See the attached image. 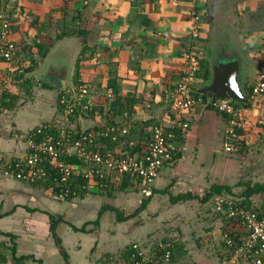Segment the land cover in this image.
<instances>
[{
	"label": "crops",
	"instance_id": "obj_1",
	"mask_svg": "<svg viewBox=\"0 0 264 264\" xmlns=\"http://www.w3.org/2000/svg\"><path fill=\"white\" fill-rule=\"evenodd\" d=\"M0 2L17 18L15 25L19 28L15 38L19 40L22 65L31 64L35 65V71H47V65L51 64L49 69L55 67L59 72L68 65L75 89L79 83L75 81L79 67L78 77L89 88L98 113H102V108L109 111L113 101L121 100L132 108L134 122L140 125L153 118L169 119L165 91L183 74L185 50L192 49L199 56L201 70L195 83L197 90L212 80V67L218 58L231 59L240 67L248 98L250 87L264 66V0ZM195 11L201 19L199 37L193 36ZM34 39L37 52L33 51ZM46 48H49L46 56L40 57ZM5 69L6 63L0 58V81ZM6 92L7 104L0 109V264H39V261L41 264H123L130 260L125 256L133 251L135 244L145 252H155L160 244H166L170 238L152 235L153 227L160 226L158 219L145 220L140 212L120 222L111 210L100 216L104 205L120 206L126 212L137 202L136 196L144 195L141 185L123 184L124 177H113L112 196L93 194L66 201L50 190L3 175L4 163L25 153L26 144L21 134L41 123L61 118L60 91L54 86L45 87L44 82L25 75L24 80L11 84ZM186 116L191 127L181 143V155L174 163L164 166L150 186L153 196L148 206L154 209L160 202L167 201L166 213L174 212L181 219L174 222L183 225V231L177 227L179 236L175 235V240L169 243H178L177 252L180 255L183 252L185 258H180L181 261L215 264L211 251L201 245L202 238L213 247L218 241L217 231L224 227L227 231L240 229L235 223L227 225V219L214 211V197L205 203H199L198 198L171 203L169 194L192 192L200 198L213 185L224 184L232 186L233 196L243 199L241 194L246 187L239 185L240 181L264 185V108L243 111L241 135L245 143L235 156L223 150L226 116L200 106ZM85 119L93 126L105 120L101 115L95 122ZM247 148L252 149V152L247 151L254 158L251 162L242 157ZM133 187L138 190L133 191ZM167 188L169 194L165 195L162 191ZM108 198L113 199V203ZM249 201L252 207H264V192L252 195ZM192 211L196 212L195 217ZM52 216L58 223L56 237L51 231ZM165 222L169 225L171 221L165 219ZM196 223L204 226L198 233ZM71 224L85 227L87 231H76ZM60 247L67 252L69 261L65 260ZM225 251L228 253L226 248ZM229 258L230 255L225 261Z\"/></svg>",
	"mask_w": 264,
	"mask_h": 264
},
{
	"label": "built area",
	"instance_id": "obj_2",
	"mask_svg": "<svg viewBox=\"0 0 264 264\" xmlns=\"http://www.w3.org/2000/svg\"><path fill=\"white\" fill-rule=\"evenodd\" d=\"M193 16V36L199 37L198 12L195 11ZM14 27L15 19L11 11L0 9V54L5 59L7 71V76L4 75L0 81V99L9 89L11 78L8 75L14 74L15 71L25 72L24 69L18 70L21 63L19 46L12 38ZM183 59L185 68L180 80L165 91L167 108L176 114L175 122L186 136L191 127V121L186 114L195 107L213 109L226 115L224 151L229 155L240 153L244 146L243 137L239 132L243 127V111L249 108H264V66L248 93L249 106H238L230 98L199 93L195 85L201 69L199 56L192 49H188L183 52ZM77 89L74 97H60L61 118L41 123L20 135L26 144L25 153L5 162L3 175L35 186L50 182L53 185L48 189L62 200L79 199L78 189L75 187L76 172L87 179L86 184L79 186H82L81 190L88 196L100 193L107 186L110 177L116 179L117 176L130 175L133 176L131 183L138 184L140 181L142 192L145 196H150L152 181L160 176L164 166L175 162V155L182 148L175 139L176 133L167 130L164 124L150 126L148 129L152 135L148 145L139 152L129 153L124 147L122 149V143L123 138L128 136L134 126L133 113L125 112L115 118L114 122H105L101 131L94 130V126L89 124L84 129L80 126L82 116L78 114V107L92 110L97 104L82 99L84 95L90 94L86 85L78 84ZM107 140L116 146L110 148ZM69 157L78 158L81 165H77ZM212 207L216 213L232 218L240 229L232 231L235 236L226 234L224 238L229 252H232L225 263L264 264V207H247L239 199L227 194L215 195ZM123 264L196 263L180 261L175 253V245L166 243L160 244L155 252H145L135 244L130 260L124 261Z\"/></svg>",
	"mask_w": 264,
	"mask_h": 264
},
{
	"label": "trees",
	"instance_id": "obj_3",
	"mask_svg": "<svg viewBox=\"0 0 264 264\" xmlns=\"http://www.w3.org/2000/svg\"><path fill=\"white\" fill-rule=\"evenodd\" d=\"M4 3H6V2H4ZM0 6H2L1 2H0ZM0 9H4V10H7V11H11V9L7 5L2 6ZM48 49L46 48L44 52L41 51V53L39 54L40 57L46 56V54L48 52ZM0 58H1L2 61L5 62V59H4V57L1 54H0ZM34 69H35V65L29 64V66H27L26 69L24 70L25 72H23L22 74L18 75V77H17L18 80L17 81L24 80L26 73L27 72H30V71H33ZM79 70H80L79 67H77V77H76V80L75 81H79V79H81L80 77H78ZM199 75H200V73H199ZM28 79L30 80V78H28ZM82 83H83V85H85V83L83 82V80L82 81H79L78 84H82ZM44 86L50 88V85H48V84H45L44 83ZM252 88H253V85L250 87L249 92L251 91ZM59 91H60V97L62 95L71 96V93L70 92H67V91H64V90H60V89H59ZM115 92L117 93V91H115ZM4 95H7V92ZM4 98L5 97L3 96L0 99V106L1 105H5L6 101H4L5 100ZM132 101H134V100H128L127 102H132ZM233 102L236 105H238V106H240V105H242V106H249L248 105V102L247 103H243V102H241L239 100H233ZM125 105H126L125 103H121V100L113 101L112 104H111L110 110L107 111V112H105L104 109L102 108L101 109V112L102 113H98L99 112L98 111V105H95L92 110H84V109H81V107H78V114L81 115V116H83V117H86V118H91V120H96V118L99 115H101V117H103V119H105V120L102 123H101V121H99L93 127L94 130H96V131L97 130H100L101 131L102 128H103V124L105 122H107V121L114 122V119L115 118H117L119 115H123L125 112H128L130 114L133 113L132 108L127 107ZM6 106H4V107H6ZM117 106H120V107H118V109H116ZM167 114L169 115V119L167 121H161L158 118L157 119H154L153 118L152 120H150L148 122H145L144 125H140V124L134 122V126L131 129V131L128 134V136L125 137V138H123V143H122L123 146H122V149L124 147V150H126L127 152L132 153V154H134L135 152L141 151L150 142V138H151L152 133H151V131H149V129L147 130V128L149 127V125L155 126V125H161V124H164L166 126V129L167 130L174 131V133H176V138L175 139L181 145V143H183V141L185 140V137L186 136L184 135V132L182 131V129L175 122V119H176L175 112H173V111L170 110ZM224 116H226V115H224ZM79 128H80V126H79ZM242 131H243V129H241L239 132L242 133ZM107 142L109 143V147L110 148H114L116 146V144H114L110 140H107ZM181 147H182V145H181ZM243 147H242V149H243ZM242 149H241V151H242ZM181 152H182V148H181L180 152L177 155H175V158H176L175 161H177L179 159V157L181 155ZM69 158H71L73 160V162H75L77 165H81V161H79L78 158H75V157H69ZM131 178H133V176L126 175L124 177L123 184L126 185L128 182H131L132 181ZM113 181H114L113 177H110L109 180H108V182H107V186H105V188L103 190H101L100 193H97V194H101L102 195L103 193L104 194L106 193L107 195L112 196V194H114V191H115V187H113V185H114V182ZM76 182H77V184H76L75 187H76V189H78L77 191H78V194H79V199H84L88 195H86V193H85L84 190H81L82 189V186H79V185L86 184L87 183V179H85L84 176L81 173L76 172ZM137 183L139 184L140 181H138ZM50 185H53V184L50 183V182H45L42 185H36V187L43 188L44 190H49L48 187ZM239 185L246 187L245 191L241 194V197L243 199L238 198V197H235V196L232 195V192H233L232 186H228V185H224V184H215V185H213L211 187L210 190H208L207 192H205V195H203V196L200 197V201H202V202H208L215 195H217V194H225L224 192H226L227 195H231V196L239 199L243 204L247 205V207H250V204H249L250 197L252 195L256 194V193L264 192V185L259 184V183H256V184L252 185L250 183V181H248V182L247 181H244V182L243 181H240L239 182ZM33 186H35V185H33ZM162 192H164V193L165 192H168L169 193V188L163 190ZM52 194H54L56 196V193L53 192V191H52ZM152 196L153 195H151V196L147 197L146 199H144L142 201V204L139 206V208H137L136 210H134L131 213H126L125 211H123L120 208H118L116 206H113V205H109V204L104 205V207H102V209L100 210V216L102 215V213L104 211L111 210V211H113V212L116 213V219L118 221H120V222L127 221L130 218L135 217L137 214H139L143 210H145L147 208L150 200L152 199ZM193 198H199V197H197L196 195H194L192 192L183 193V194H179V195H173V194L170 193V199L172 200L173 203L174 202H178L180 200H187V199H193ZM71 199H68L66 201H72ZM222 217L227 219L226 220V224L227 225H229L230 223H233V224L235 223L232 218H229L228 216H226L224 214H222ZM51 219H52L51 231L54 233V236L56 237L57 234L55 232H56V226H57L58 223L55 222V220H54L55 217L54 216H52ZM96 224L97 225L99 224V219L96 221ZM71 226L76 231H82V232H86L87 231L85 227H76V226H74L72 224H71ZM229 234L231 236H235V234L232 233V231H230ZM223 243H224V246H225L226 250L228 251V255H230L232 252L231 251L229 252V249H228L226 243L225 242H223ZM60 248H61V251L63 253V256L65 257V260L69 261L67 252L62 247H60ZM131 254H132V252L130 251L128 253V255L125 256L126 259L130 258V255ZM177 256H180V253H178ZM41 263L42 262L39 261V264H41Z\"/></svg>",
	"mask_w": 264,
	"mask_h": 264
},
{
	"label": "rangeland",
	"instance_id": "obj_4",
	"mask_svg": "<svg viewBox=\"0 0 264 264\" xmlns=\"http://www.w3.org/2000/svg\"><path fill=\"white\" fill-rule=\"evenodd\" d=\"M2 6H0V8H1ZM12 11V10H11ZM12 14V13H11ZM199 15V14H198ZM195 17V16H194ZM14 19H15V21L17 22V18H15L14 17ZM200 23H201V19H200V17H199V32H200ZM17 25V24H16ZM15 25V27H14V32H13V34H12V38H14L15 39V41L17 42V44H18V46H19V49H20V44H19V40L17 39V38H15L16 37V33L18 32V26H16ZM20 30V29H19ZM34 37V36H33ZM39 39H41L40 37H39ZM36 43H37V40L35 41V39H34V42H32V46H33V51H36V49L34 48L35 46H36ZM37 52V51H36ZM32 54H33V56H34V52H32ZM19 58H20V56H19ZM22 61V60H21ZM26 61V60H25ZM29 64V63H28ZM22 69H26V65L25 64H21V67H19V69L18 70H22ZM20 74H22V73H20L19 71L17 72V71H15L14 72V74L12 73V74H10V75H8V77H10L11 79H9V82H10V85L11 84H14L18 79H17V77H18V75H20ZM4 75H6L7 76V71H6V69L4 70ZM4 75L2 76V78L4 77ZM199 78V77H198ZM88 88V87H87ZM16 91V90H15ZM77 91H78V89H77ZM17 92V91H16ZM78 97H79V95H78ZM112 97V94L111 95H109V98H111ZM82 99H85V101H93L94 102V100H93V98H92V96H91V93L87 96H83L82 97ZM248 101V100H247ZM95 103V102H94ZM0 108H2L1 106H0ZM249 109H251V108H249ZM248 109V110H249ZM253 109V108H252ZM35 113H38V111L37 110H33ZM83 117V116H82ZM84 119H85V117H84ZM85 121H86V119H85ZM96 120H94V122H95ZM38 122H40V121H38ZM86 123H87V121H86ZM242 124H243V119H242ZM242 129H244V124H243V127H242ZM244 143H245V141L243 140V145H244ZM244 148V147H243ZM224 150V149H223ZM247 151H249V152H252V149L251 150H248V148H247V150H246V153L245 154H243L242 155V157H244L245 156V158H249V159H247L248 161H252V159H254V158H251V154L248 152V154H247ZM232 156H235V155H232ZM157 179V178H156ZM156 179H154V181H152V183L154 184V182H155V180ZM133 191L134 190H138V189H136V188H134L133 187V189H132ZM206 191V190H205ZM165 195H168L169 193L168 192H165L164 193ZM170 195V194H169ZM204 195H205V193H204ZM148 196H145V195H139L138 197L136 196V200H137V202L135 203V205L133 206V208L131 209V210H128L127 211V209H126V213L127 212H132V211H134V210H136L137 208H139V206L142 204V201L144 200V199H146ZM164 197H166V198H168V196H164ZM108 200H110V201H112L113 199H110V198H108ZM169 202H171V203H173L172 202V200L170 199V196H169ZM187 200H190V199H187ZM187 200H180V202H186ZM198 200H199V203H200V198H198ZM163 201V200H162ZM179 202V201H178ZM65 203V202H64ZM111 203H113V201L111 202ZM168 202L166 201L165 202V204L164 203H162V202H160L159 203V206H157L156 208H151L150 207V205L149 206H147V208L145 209V210H143L141 213H143L144 214V219L145 220H148V218L149 217H152V218H154L155 220H157L158 219V221H159V224H160V226H158L157 228L154 226L153 227V230H155V231H152V235H160V237L161 238H170V239H167L168 241L166 242V243H171L172 242V239L173 240H175V238L177 237V236H179V233L177 232V230L178 229H180V231L182 232L183 231V229H182V227H183V225H177V223H175L174 222V220H176L177 218L178 219H180L178 216H176L175 215V213L174 212H172V213H166V204H167ZM203 203H205V202H203ZM121 205V204H120ZM122 206V205H121ZM119 208H120V206H119ZM125 209V208H124ZM173 209V208H172ZM125 211V210H124ZM193 211H195V210H193ZM192 211V213H193V216H194V214L196 213V212H193ZM173 214H174V216H173ZM219 214V213H218ZM220 216H222V214H219ZM181 217V216H180ZM195 217V216H194ZM218 217V216H217ZM193 218V217H192ZM165 219H170V221L172 222H169V225L167 224V222H165ZM194 219V218H193ZM181 220V219H180ZM164 221V222H163ZM191 221V220H190ZM197 222H199V220L197 221ZM150 223V225L152 226V222H149ZM198 224V227H197V229H199V230H197V229H195V231L198 233L204 226H201L202 224L200 223V225H199V223H196L195 225H197ZM149 225V226H150ZM150 226V227H151ZM177 227H179L178 229H177ZM156 228V229H155ZM171 228V230H169ZM175 229V230H174ZM185 232H186V230H185ZM222 232V234H220ZM229 233H230V230L229 231H227L226 230V228L224 227V230L223 229H221V231L220 232H218L217 231V233L215 234V237H217L218 238V241H217V243L212 247L211 245H208L207 244V241L205 240V238H202L203 239V243L201 242V245L204 247V249H208V250H210L211 252H210V255L212 256V258H214L212 261H213V263L215 262V264H225L224 262H225V259L226 258H228V253L225 251V248L223 247L222 248V246H223V242H224V238H225V236H226V234H228L229 235ZM172 235H174V236H172ZM175 235H177V236H175ZM195 236H196V234H195ZM198 237V236H197ZM196 238V237H195ZM176 249H175V251L177 250L178 251V243H176ZM176 251V252H177ZM177 254H178V252H177ZM182 255H183V252H182ZM182 255H180V256H177V258L180 260V258H181V260H185V258H183V256ZM180 260V261H181ZM216 260V261H215ZM241 264H244V263H241Z\"/></svg>",
	"mask_w": 264,
	"mask_h": 264
},
{
	"label": "water",
	"instance_id": "obj_5",
	"mask_svg": "<svg viewBox=\"0 0 264 264\" xmlns=\"http://www.w3.org/2000/svg\"><path fill=\"white\" fill-rule=\"evenodd\" d=\"M3 3L6 0H1ZM48 64L46 69L42 71H32L26 74V77H32L46 84L54 86L60 90H64L71 93V96L76 95V90L70 81V67L64 65L62 72H59L57 68L51 67ZM213 75L209 84L201 87L198 92L208 96H214L219 98H230L239 100L243 103H247L246 92L243 87V82L240 76V67L237 61L228 59L224 61L218 58L217 62L212 67ZM163 109H161L162 111ZM160 111V113H161ZM88 124L84 117H80V126L84 129Z\"/></svg>",
	"mask_w": 264,
	"mask_h": 264
},
{
	"label": "clouds",
	"instance_id": "obj_6",
	"mask_svg": "<svg viewBox=\"0 0 264 264\" xmlns=\"http://www.w3.org/2000/svg\"><path fill=\"white\" fill-rule=\"evenodd\" d=\"M175 249H176V245H175ZM176 251H177V250H176ZM176 251H175V253H176V255H178Z\"/></svg>",
	"mask_w": 264,
	"mask_h": 264
}]
</instances>
